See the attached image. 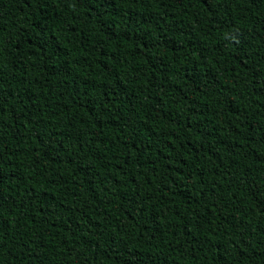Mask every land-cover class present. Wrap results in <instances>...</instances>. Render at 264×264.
<instances>
[{"label": "trees", "instance_id": "1", "mask_svg": "<svg viewBox=\"0 0 264 264\" xmlns=\"http://www.w3.org/2000/svg\"><path fill=\"white\" fill-rule=\"evenodd\" d=\"M0 264H264V0H0Z\"/></svg>", "mask_w": 264, "mask_h": 264}]
</instances>
